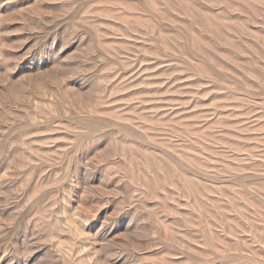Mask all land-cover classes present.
<instances>
[{"label":"rangeland","instance_id":"obj_1","mask_svg":"<svg viewBox=\"0 0 264 264\" xmlns=\"http://www.w3.org/2000/svg\"><path fill=\"white\" fill-rule=\"evenodd\" d=\"M0 264H264V0H0Z\"/></svg>","mask_w":264,"mask_h":264}]
</instances>
